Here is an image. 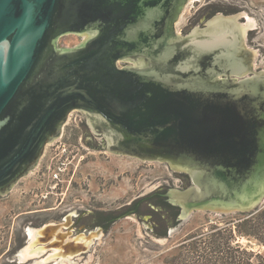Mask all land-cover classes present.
Returning a JSON list of instances; mask_svg holds the SVG:
<instances>
[{"label": "water", "instance_id": "1", "mask_svg": "<svg viewBox=\"0 0 264 264\" xmlns=\"http://www.w3.org/2000/svg\"><path fill=\"white\" fill-rule=\"evenodd\" d=\"M189 1L0 0V197L39 169L73 112L82 118L83 149L162 162L177 172V184L162 192L181 223L197 212L249 213L264 205V79L231 78L247 71L236 50L213 55L208 65L198 52L167 69L141 58L118 67L131 60L126 55L176 38ZM69 34L82 43L60 47ZM164 59L172 64L169 52L156 61ZM87 123L102 129L104 149L89 145L101 138ZM148 209L139 204L143 238L165 246L176 229L157 235ZM89 212L108 211H81L75 231V213L27 220L7 264L89 261L93 240L110 229L81 231ZM129 217L123 211L116 223Z\"/></svg>", "mask_w": 264, "mask_h": 264}, {"label": "rangeland", "instance_id": "2", "mask_svg": "<svg viewBox=\"0 0 264 264\" xmlns=\"http://www.w3.org/2000/svg\"><path fill=\"white\" fill-rule=\"evenodd\" d=\"M192 13L191 4L180 25ZM82 41L69 34L59 46L71 48ZM176 184L177 172L166 163L83 149L82 118L72 112L61 137L46 147L39 169L8 196L0 197V264L8 263L9 253L18 254L29 219L34 224L46 221V215L116 210ZM220 214L210 212L209 217ZM204 222L205 212L192 214L172 231L164 246L143 238V220L131 216L111 225L108 237L102 234V240L93 242L91 259L83 264H169L187 231Z\"/></svg>", "mask_w": 264, "mask_h": 264}, {"label": "flooded vegetation", "instance_id": "3", "mask_svg": "<svg viewBox=\"0 0 264 264\" xmlns=\"http://www.w3.org/2000/svg\"><path fill=\"white\" fill-rule=\"evenodd\" d=\"M191 4L194 13L190 15L185 23L180 25L181 20L186 15V9ZM178 25L180 26L178 27ZM175 36L176 38L165 41L156 51H143L140 54L141 56L126 55L131 60L118 61V67H134V61L141 58L140 60H146L149 64L158 63L159 69H167V67L172 68L179 61L191 59L198 52L205 54L198 59L201 65H208L212 61L210 58H213V55H217L221 51L226 53L236 50L237 59L247 71L242 77L232 76L231 78L238 81L264 79V0H190L176 24ZM165 52H169L170 57H172V64L170 65H165L168 64L164 63L165 59L161 63L156 61V58L160 56L164 58ZM91 135L94 138H101V142L98 146L93 143L89 145L104 149L107 141L102 129L99 128L94 131L91 128ZM181 174L186 180L189 179L187 183L190 184L189 176L185 172ZM157 195L165 196V193L157 192ZM143 197H141V200L135 198L116 210L89 212L87 215L90 218L88 222H91L84 223L80 230L87 233L99 229L102 232L106 231L109 226L121 219L123 211H126L127 216L140 214L139 204L142 202L148 203L147 216L150 221V193ZM79 218V213L73 215L74 231L77 228L75 225L80 223Z\"/></svg>", "mask_w": 264, "mask_h": 264}, {"label": "trees", "instance_id": "4", "mask_svg": "<svg viewBox=\"0 0 264 264\" xmlns=\"http://www.w3.org/2000/svg\"><path fill=\"white\" fill-rule=\"evenodd\" d=\"M189 179L186 180L188 182ZM150 214L157 235L177 229V208L164 195H151ZM187 231L169 264H264V206L253 212L221 213Z\"/></svg>", "mask_w": 264, "mask_h": 264}, {"label": "bare ground", "instance_id": "5", "mask_svg": "<svg viewBox=\"0 0 264 264\" xmlns=\"http://www.w3.org/2000/svg\"><path fill=\"white\" fill-rule=\"evenodd\" d=\"M96 240H93V242H95Z\"/></svg>", "mask_w": 264, "mask_h": 264}]
</instances>
